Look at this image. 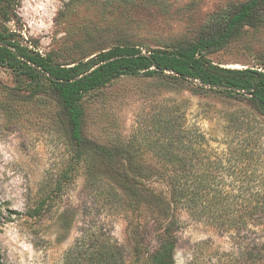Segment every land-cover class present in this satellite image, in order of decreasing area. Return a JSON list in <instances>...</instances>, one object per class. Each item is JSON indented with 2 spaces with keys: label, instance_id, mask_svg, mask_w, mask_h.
I'll return each mask as SVG.
<instances>
[{
  "label": "rangeland",
  "instance_id": "obj_1",
  "mask_svg": "<svg viewBox=\"0 0 264 264\" xmlns=\"http://www.w3.org/2000/svg\"><path fill=\"white\" fill-rule=\"evenodd\" d=\"M241 1L19 0L16 13L24 40L69 63L115 45L174 48L210 31L217 17ZM207 57L225 68L264 67V27L238 29ZM16 89L13 74L0 68L1 263L64 264L76 241L94 231L111 236L127 256L152 253L158 247L156 223L136 211V196L164 194L163 183L150 179L140 185L136 164L108 165L100 156L70 165L68 129L55 101ZM81 104L83 137L111 152L115 162L121 156L136 160L137 119L161 113L175 117L181 129L205 135L207 151L225 167L215 169L225 190L235 186L236 192L240 176L246 191L252 168L259 181L264 176V162L251 151L258 147L264 159V115L245 98L169 77H136L120 78ZM240 202L229 215L241 216L239 229L228 232L176 209L174 264H264V218L255 224L246 202ZM137 227L142 235H136Z\"/></svg>",
  "mask_w": 264,
  "mask_h": 264
},
{
  "label": "trees",
  "instance_id": "obj_2",
  "mask_svg": "<svg viewBox=\"0 0 264 264\" xmlns=\"http://www.w3.org/2000/svg\"><path fill=\"white\" fill-rule=\"evenodd\" d=\"M18 5L19 0H0V68L16 78V91L55 101L68 129L70 165L94 156L102 157L108 165L136 164L137 183L156 179L166 191L164 194L153 192L151 198L136 196V211L144 212L146 218L156 223L158 247L152 253L143 255L139 250L132 257L127 256L111 236L94 231L86 239L76 241L65 255L64 264H174L176 238L171 226L178 223L173 213L178 208L195 221L206 217L228 232L239 229L241 216L229 215L242 201L246 202V209L250 208V219L260 224L258 220L264 218V176L259 181V175L252 168L246 191L242 190L240 176L236 178L239 181L236 192L235 186L225 190L221 185L222 174L215 173L217 167H225L221 166L219 156H211L207 151L208 140L200 130L181 129L175 117L161 113L138 118L136 160L121 156L115 162L111 152L83 137L81 103L88 94L120 78L169 77L227 98H245L264 115V67L225 68L207 57L238 29L264 27V0H244L229 6L214 20L210 31L171 49L142 51L135 45H115L69 63L57 62L51 54H41L32 41L22 38L16 13ZM251 151L257 160L264 162L258 147ZM145 153L152 156L153 162L146 160ZM63 174L56 183L58 187L63 182ZM247 191L248 198H245ZM157 209L160 213L156 216ZM142 231L137 227L136 235H142Z\"/></svg>",
  "mask_w": 264,
  "mask_h": 264
}]
</instances>
